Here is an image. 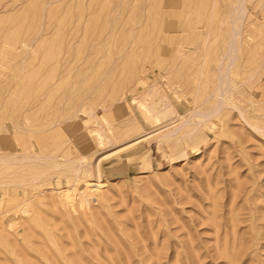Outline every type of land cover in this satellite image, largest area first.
Wrapping results in <instances>:
<instances>
[{"label": "rangeland", "instance_id": "1", "mask_svg": "<svg viewBox=\"0 0 264 264\" xmlns=\"http://www.w3.org/2000/svg\"><path fill=\"white\" fill-rule=\"evenodd\" d=\"M0 264H264V0H0Z\"/></svg>", "mask_w": 264, "mask_h": 264}, {"label": "bare ground", "instance_id": "2", "mask_svg": "<svg viewBox=\"0 0 264 264\" xmlns=\"http://www.w3.org/2000/svg\"><path fill=\"white\" fill-rule=\"evenodd\" d=\"M189 6H190V5H189ZM103 7H104V6H103ZM31 11H32V10H31ZM36 13H37V12H36ZM126 14H127V13H126ZM95 18H96V17H95ZM98 18H99V17H98ZM165 18H166V17H165ZM93 20H94V19H93ZM25 25H26V24H25ZM102 27H103V26H102ZM102 27H101V28H102ZM21 39H22V38H21ZM163 39H164V38H163ZM164 41H165V40H164ZM212 111H213V110H212ZM212 111H211V112H212ZM211 112H209V113L212 114ZM199 116H201V115H199ZM208 116H209V115H208ZM208 116H207V114H205L203 118L206 119ZM209 117H212V115H210ZM205 121H206V120H205ZM207 123H208V122H207ZM74 124H75V122H74ZM198 125H199V124H198ZM77 126H78V125H77ZM76 128H77V127H76ZM75 131H76V130H75ZM143 137H145V135H143V136H141V137H139V138H143ZM139 138H138V139H139ZM136 139H137V138H136ZM143 139H144V138H143ZM8 141H9V140H7L6 143H8ZM134 142H136V141H134ZM140 142H141V139H140ZM140 142H138V144H139ZM130 144H131V143H130ZM134 144H135V143H134ZM6 146H8V145L6 144ZM136 146H137V145H136ZM136 146H135V147H136ZM127 147H130V146H127ZM131 147H132V146H131ZM147 148H148V147H147ZM127 149H128V148H127ZM134 149H135V148H134ZM192 149H194V148H192ZM128 150H130V149H128ZM128 150H127V151H128ZM189 150H190V149H189ZM195 151H197V150H195ZM158 152H159V151H158ZM190 153L192 154V153H194V152L191 151ZM143 155H144V154H143ZM195 155H196V152H195ZM139 157H140V156H139ZM107 159H108V158H107ZM132 160H133V159H132ZM138 160H139V158H138ZM113 162H114V160H113ZM130 162H131V161H130ZM134 162H135V161H134ZM122 165H123V164H122ZM118 166H119V165H118ZM120 166H121V165H120ZM120 166H119V167H120ZM123 166H124V165H123ZM154 166H155V165H154ZM125 167H126V165H125ZM127 168H128V166H127ZM152 168H153V167H152ZM99 169H100V168H99ZM117 169L119 170V168H117ZM117 169H116V170H117ZM145 169H146V168H145ZM100 170H101V169H100ZM102 170H103V169H102ZM102 170H101V171H102ZM125 170H126V169H125ZM127 171H128V170H127ZM81 173H82V172H81ZM118 174L120 175V173H118ZM121 174H122V173H121ZM81 175H82V174H81ZM95 176H96V177H101L100 175H95ZM103 176H104V177H107L108 175H103ZM111 176H112V175H111ZM210 190H211V189H210ZM72 197H73V196H72ZM84 197H85V196H84ZM68 198H71V197H68ZM74 199H75V198H74ZM72 200H73L72 198H71V199H66V201H64V202H65L64 206L66 205V207H67V206L71 205V203L73 202ZM84 200H86V199L84 198ZM74 201H75V200H74ZM64 202H63V203H64ZM75 202H76V201H75ZM58 203H59V202H58ZM73 203H74V202H73ZM60 205H63L62 202H61ZM72 205L74 206V205H76V203H74V204H72ZM73 206H72V209H74V208L76 207V206H75V207H73ZM58 207H59V206H58ZM57 209H58V208H57ZM64 209H67V208L64 207ZM75 210H76V208H75ZM235 212H236V211H235ZM49 220H50V219H49ZM96 221H97V220H96ZM25 222H26V221H25ZM256 224H257V223H256ZM71 226H72V225H71ZM97 226H98V224H97ZM107 226H108V225H107ZM189 238H190V237H189ZM124 252H125V251H124ZM49 253H50V252H49ZM154 254H155V253H154ZM154 254H153V255H154ZM54 258H55V257H54ZM79 258H80V257H79ZM127 258H128V257H127ZM81 259H82V258H81ZM55 260H56V259H55ZM78 261H79V260H78Z\"/></svg>", "mask_w": 264, "mask_h": 264}]
</instances>
